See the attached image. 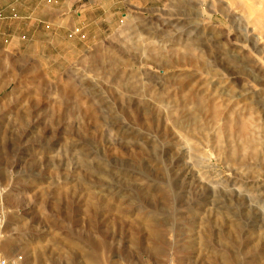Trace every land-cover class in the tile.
I'll return each instance as SVG.
<instances>
[{
  "label": "rangeland",
  "instance_id": "rangeland-1",
  "mask_svg": "<svg viewBox=\"0 0 264 264\" xmlns=\"http://www.w3.org/2000/svg\"><path fill=\"white\" fill-rule=\"evenodd\" d=\"M92 244L264 264V0H0L3 255Z\"/></svg>",
  "mask_w": 264,
  "mask_h": 264
},
{
  "label": "bare ground",
  "instance_id": "bare-ground-1",
  "mask_svg": "<svg viewBox=\"0 0 264 264\" xmlns=\"http://www.w3.org/2000/svg\"><path fill=\"white\" fill-rule=\"evenodd\" d=\"M259 23H262V20H260V19H258L257 20ZM214 108H217V107H214ZM214 111V112H213ZM213 113L215 114V113H217L218 112V110L217 109H213ZM218 114V113H217ZM216 114V115H217ZM240 126V132L242 133V134H246V132H247V126L246 125H242V124H240L239 125ZM140 234V233H139ZM141 238V237H140ZM156 238V237H155ZM148 239V238H147ZM156 240V239H155ZM154 240V241H155ZM139 241V240H138ZM151 242V241H150ZM153 243V242H152ZM151 243V244H152ZM155 243V242H154ZM157 243H159V242H157ZM157 243H155L156 245H157ZM150 243H147V245L149 246V245H151ZM164 244V243H163ZM90 246V245H89ZM141 246V245H140ZM155 246V245H154ZM160 246V245H159ZM158 246V247H159ZM8 247V248H7ZM6 248V250L8 251V252H10L11 250H12V248L10 247V246H7ZM157 247V246H156ZM160 248V247H159ZM0 249H1V251H2V247L0 246ZM88 249H90L89 251H90V254L89 255H81V259H82V261H84V263L85 264H130V263H132V259H131V257H124V259L122 260V263H116V262H114L113 261V259H112V251L108 248V247H105V246H103V247H101V246H99V245H96V244H92L91 246H90V248H88ZM149 249V248H148ZM158 249V248H157ZM84 250H85V248H84ZM147 250V249H146ZM153 250V249H152ZM77 251V250H76ZM75 251V252H76ZM82 251V250H81ZM150 251V250H149ZM79 252V251H78ZM150 252H152V251H150ZM156 252H158V251H156ZM3 253V252H2ZM84 253V252H83ZM85 253H87V252H85ZM153 253V252H152ZM264 253V252H263ZM79 255L81 254L80 252L78 253ZM161 254V253H160ZM36 259V258H35ZM39 259V258H38ZM182 260L183 259H179L178 261H180V262H182ZM35 261V260H34ZM74 261H77V260H74ZM151 261V260H150ZM74 264H76V263H74ZM80 264V263H79Z\"/></svg>",
  "mask_w": 264,
  "mask_h": 264
},
{
  "label": "built area",
  "instance_id": "built-area-1",
  "mask_svg": "<svg viewBox=\"0 0 264 264\" xmlns=\"http://www.w3.org/2000/svg\"><path fill=\"white\" fill-rule=\"evenodd\" d=\"M0 264H18L15 260L6 259L0 249Z\"/></svg>",
  "mask_w": 264,
  "mask_h": 264
}]
</instances>
